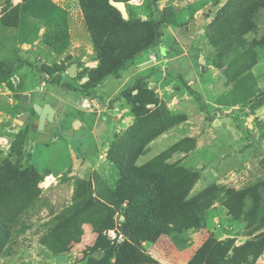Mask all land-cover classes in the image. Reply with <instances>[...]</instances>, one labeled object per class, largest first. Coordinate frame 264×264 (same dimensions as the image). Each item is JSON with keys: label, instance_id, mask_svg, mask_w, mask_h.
Listing matches in <instances>:
<instances>
[{"label": "rangeland", "instance_id": "obj_1", "mask_svg": "<svg viewBox=\"0 0 264 264\" xmlns=\"http://www.w3.org/2000/svg\"><path fill=\"white\" fill-rule=\"evenodd\" d=\"M118 1L0 0V264H264L263 0Z\"/></svg>", "mask_w": 264, "mask_h": 264}, {"label": "trees", "instance_id": "obj_2", "mask_svg": "<svg viewBox=\"0 0 264 264\" xmlns=\"http://www.w3.org/2000/svg\"><path fill=\"white\" fill-rule=\"evenodd\" d=\"M112 1L119 2L118 0H112ZM263 3H264V0H263ZM106 9H107V11H109L107 13H111V12L114 13V15L116 16V20L118 22H123L121 13L119 12V10H117V8L113 7L110 4H107ZM86 17H87L88 28H89L91 33H93L95 31L94 27H95L96 23L99 24L101 22V25H106V22H105L106 20L104 19V17H103V19L96 20V22H95V20L92 21L90 16H86ZM126 24H129V22H126ZM115 38H116L115 48L110 50L113 53V55L115 56V59H114L115 62L109 68L104 69V71H102V73H100V75L96 79H94L93 82L86 84L85 87L83 88L84 90L88 91L90 89L96 88L98 83L108 76H114V77L118 76L120 74V72L126 70L127 65L129 63H132V61H134L135 56L137 54H139V53L143 52L144 50H146L147 48L151 47V45L141 46L140 48L134 49L131 53L125 54V51H128V49H130L129 37H123V39H121L120 37L115 35ZM117 39H119V42H117ZM127 44H128V48H127ZM103 45L107 48L108 38H104ZM110 48H112L111 44H110ZM98 52L102 58H105L104 47L99 46ZM11 65H12L11 63L0 62V82L7 80L9 78V76L11 75V73H12ZM56 83H59V81H56ZM189 92L193 94L192 91L189 90ZM159 197L160 198L156 197V199H155L156 203L159 206H163L166 208L167 207L166 205H168L170 202L172 207H174V197L173 196H167L166 197L163 193H161V195ZM177 205L178 206H176V207L177 208L179 207V209H181V216L185 217V219L187 221H190V222L195 220V215L191 211L193 209V205L191 203V200L181 199V201L178 202ZM140 213H141L140 215L135 216V217L141 218L143 220V222L148 226V228L150 227L152 229V232L154 229H157L160 218L162 217L161 214L157 213L155 210H151L150 208L148 210L142 209V211H140ZM125 221H126V219L120 218V222L123 223ZM148 221H151V223L147 224ZM200 223H202V221H200Z\"/></svg>", "mask_w": 264, "mask_h": 264}, {"label": "water", "instance_id": "obj_3", "mask_svg": "<svg viewBox=\"0 0 264 264\" xmlns=\"http://www.w3.org/2000/svg\"><path fill=\"white\" fill-rule=\"evenodd\" d=\"M110 4L113 7L117 8L122 13V16L124 18H127L125 4L123 2H110ZM67 73L70 75H73L74 68L70 67ZM28 99H29L28 95H23L21 98L23 102H27ZM33 110L38 114V119L34 120V124H37L38 129H42L45 120H51L54 114V110L50 105L39 106L37 104H33ZM27 117H28V113H23L21 116L15 119L14 122L17 124H22V122L26 120ZM99 123H100V120H98L97 122V127ZM78 125H79V122H75L74 127L76 128Z\"/></svg>", "mask_w": 264, "mask_h": 264}]
</instances>
